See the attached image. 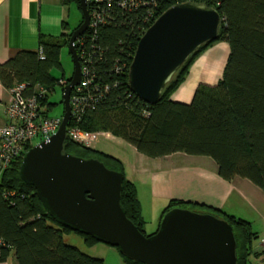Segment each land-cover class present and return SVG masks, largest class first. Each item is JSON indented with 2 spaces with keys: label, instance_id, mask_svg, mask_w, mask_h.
Masks as SVG:
<instances>
[{
  "label": "trees",
  "instance_id": "trees-1",
  "mask_svg": "<svg viewBox=\"0 0 264 264\" xmlns=\"http://www.w3.org/2000/svg\"><path fill=\"white\" fill-rule=\"evenodd\" d=\"M187 1L217 9L221 17L218 38L200 47L172 77L159 101L150 105L130 90L128 74L115 77L106 73L115 56L127 58L130 65L140 38L129 39L119 27L103 28L98 43L104 48L105 61L98 64L96 70L109 89L85 109L79 127L88 132H108L148 158L175 153L209 157L222 179H246L264 191V0H179L180 3ZM61 2L80 11V0ZM81 23L82 17L77 27ZM71 32L57 39L40 36L37 51H19L1 63L2 86L10 90L16 84L24 83L29 87L28 92H32L35 85L54 90L59 80L51 76V70L60 67L61 50L68 47ZM122 39L132 43L128 52H121L117 45ZM220 41H226L229 46L222 78L214 86L200 84L188 104L173 101L171 96L186 78L192 62ZM39 51L43 59H40ZM42 103L43 107L46 104V113H49L52 104L48 103V98ZM64 152L96 159L106 168L123 173L119 159L79 145L71 141L68 134ZM21 162L22 156L0 174V263L7 262L12 255L16 264H103L102 260L64 243L63 234L72 230L54 221L35 189L23 182L19 176ZM120 204L138 230L150 236L143 230L144 220L136 188L125 177ZM174 208L208 213L227 221L236 241V264H251L254 234L249 222L220 210L177 199L168 202L160 222ZM81 235L90 242H98L89 235ZM121 255L126 264H142Z\"/></svg>",
  "mask_w": 264,
  "mask_h": 264
},
{
  "label": "water",
  "instance_id": "water-1",
  "mask_svg": "<svg viewBox=\"0 0 264 264\" xmlns=\"http://www.w3.org/2000/svg\"><path fill=\"white\" fill-rule=\"evenodd\" d=\"M82 23L72 30L68 51L73 73L62 91L61 124L48 140L22 157L19 176L35 189L48 215L72 231L116 247L142 264H236L231 225L212 214L174 208L158 230L145 236L120 204L124 174L96 159L64 152L71 106L80 83L81 66L75 40L87 29L86 0H80ZM221 17L214 7L192 1L165 10L140 38L128 73V86L141 101L153 105L182 65L203 45L218 38Z\"/></svg>",
  "mask_w": 264,
  "mask_h": 264
},
{
  "label": "crops",
  "instance_id": "crops-1",
  "mask_svg": "<svg viewBox=\"0 0 264 264\" xmlns=\"http://www.w3.org/2000/svg\"><path fill=\"white\" fill-rule=\"evenodd\" d=\"M72 7L75 6L64 5L61 0H0V64L12 58L19 51H37L40 36L57 39L62 34H69L77 27V24L70 21ZM228 54L229 46L226 41L216 42L208 47L192 62L186 78L174 91L171 99L175 102L188 104L200 84L216 85L222 78ZM9 97V90L0 83V125L7 121L4 105ZM107 138L115 137L110 134ZM177 154L161 158H148L140 153L134 154L138 167L134 169V177L129 181L136 185V195L140 205L143 207L141 195L147 192L151 198L161 197L164 200L160 203L161 205H158L163 207L158 208L156 216L154 215L158 219V224L153 233L159 227L161 215L168 204L167 202L172 199L196 203L226 212L229 215H236V211H239L236 207L237 200L241 198L242 190L254 194L244 183L246 179L235 178L232 181L222 179L218 175L217 166L212 159V162L205 163V167L198 165L206 170L201 173L197 172V174L190 169H181L184 166L183 163H180L181 160L171 165L169 159H174ZM164 160H167V163L162 162ZM165 164L171 166L166 167ZM191 164L193 166L194 163ZM186 187L189 189H185ZM142 188H144V192ZM177 188H180L181 192H174L173 189ZM253 196L257 200L261 199L256 195ZM233 197L235 200L230 203ZM142 218L146 225L145 221L148 217L143 210ZM252 252L253 255L257 254L255 256L258 258L256 261L259 264L264 259V254H259L260 250L257 246L252 247ZM10 259L11 256L7 262L0 264H11ZM12 264H16L14 257Z\"/></svg>",
  "mask_w": 264,
  "mask_h": 264
},
{
  "label": "built area",
  "instance_id": "built-area-1",
  "mask_svg": "<svg viewBox=\"0 0 264 264\" xmlns=\"http://www.w3.org/2000/svg\"><path fill=\"white\" fill-rule=\"evenodd\" d=\"M179 3V0H86L88 27L74 42L81 66V79L69 97L71 126L67 125V134L71 141L93 148L98 137L110 135L103 131H83L79 127L85 109L96 103L103 91L109 89L96 70V66L105 61L104 48L98 43L101 30L109 26L119 27L129 39L136 36L141 38L165 10ZM117 45L124 53L132 48V43L125 39L118 40ZM39 57L44 58L40 51ZM129 68L127 58L115 56L106 73L122 76L129 73ZM66 84V79H60L57 86L63 89ZM28 89L27 84H16L9 90L10 97L4 105L7 121L0 125V174L18 157H23L27 148L34 147L35 139H39V143L48 140L57 132L62 121V116H49L46 113L45 103L43 107L42 101L54 90L38 85L33 87L32 92H28ZM144 115L148 116V113L144 112ZM258 248L264 254V238L259 241ZM259 264H264V259Z\"/></svg>",
  "mask_w": 264,
  "mask_h": 264
},
{
  "label": "rangeland",
  "instance_id": "rangeland-1",
  "mask_svg": "<svg viewBox=\"0 0 264 264\" xmlns=\"http://www.w3.org/2000/svg\"><path fill=\"white\" fill-rule=\"evenodd\" d=\"M82 14L81 11L77 10L75 7H72L70 12V21L79 24L81 20ZM73 73V62L72 58L69 54L68 47H65L61 50L60 54V67H54L51 70V76L55 80H60L62 78L69 79ZM62 91L63 89L59 86H56L54 92L48 96V103L52 104L51 110H49V116H62L63 113V104H62ZM47 107V106H46ZM39 139H35L33 145H37L39 143ZM93 149L101 151L103 153L112 155L114 157H119V159L123 166V173L125 179L129 180L134 177V169L138 167V163L135 160L134 154H138L133 146L126 143L124 140L115 137V138H107L104 136L98 137L97 141L94 143ZM174 159H169V163L173 165V163L180 161L183 163V168L191 170L193 173H201V171H205L206 168L200 166H206V162H212L209 157L205 156H190L183 153H178L175 155ZM147 159L146 157H143ZM208 160V161H202ZM162 162L167 163V160ZM157 163V161H156ZM194 163L193 166H191ZM171 165L165 164L166 167H170ZM200 165V166H198ZM179 167V166H178ZM137 179V176H136ZM249 189L252 190L254 194H251L250 191L242 190L241 198L237 200V209L240 211H236V215H233L237 218H241L250 223V231L254 234L251 239L252 247H258L259 241L264 238V191L260 188L252 185L249 181L244 182ZM134 186H136L134 184ZM136 188V187H135ZM147 189V188H146ZM185 189H189L186 187ZM242 189V188H241ZM174 192L180 191V188L173 189ZM144 192V188H142ZM149 193H145L141 195V202L143 207L141 208L146 214V225L144 224V233L146 235H151L157 228L158 219L154 217L156 216L158 208L161 209L163 206H158L160 203L164 202L161 197L151 198ZM253 195L261 197L260 200H257ZM138 198V197H137ZM139 200V199H138ZM235 197L231 198L230 203H233ZM169 202V201H168ZM167 202V203H168ZM166 203V202H165ZM164 204V203H163ZM161 205V204H160ZM226 213V212H225ZM153 215V216H148ZM64 243L67 245L73 246L77 248L83 254L93 257L96 259H100L103 261V264H126L122 255L116 247H113L104 242H90L85 236L73 232L68 231L63 234ZM256 256L251 255L250 261L252 264H258L256 261ZM11 264L13 262V257L11 255Z\"/></svg>",
  "mask_w": 264,
  "mask_h": 264
}]
</instances>
